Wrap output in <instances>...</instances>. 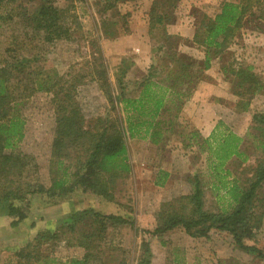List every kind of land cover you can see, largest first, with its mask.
<instances>
[{"label":"rangeland","instance_id":"rangeland-1","mask_svg":"<svg viewBox=\"0 0 264 264\" xmlns=\"http://www.w3.org/2000/svg\"><path fill=\"white\" fill-rule=\"evenodd\" d=\"M50 1L54 8L62 12V24L69 29L72 41H62L55 47H48L25 25V15L39 6V0L5 4L0 10V16L6 18V22L0 25V61L7 59L13 62L16 59L29 60L35 57L39 61L31 62L32 71H51L59 75L64 83H72L76 78L75 83L78 85L75 100L88 126L110 109L100 90L102 84L97 76L99 68L107 73L112 89H117L116 80L120 78L125 97L138 99L142 82L149 75H155L151 79L156 83L152 86L154 93H158L157 87L173 83L171 77L176 70L173 60L168 56L170 53L185 49L191 58L200 56V48L180 38L179 34L170 35L167 41L161 29H150L149 12L153 0ZM183 1L177 5L175 17L189 31L199 26L203 15L211 17L221 6L195 7L192 0ZM232 1L236 2L228 0ZM256 28V22L245 25L228 47L225 63L233 62L234 69L252 67V73L261 85L259 92L255 95L246 93L244 97L235 96L233 93L238 90L231 87V82L226 81L220 73L222 62H213L211 68L204 72V80L195 88L197 90L199 86L201 93L195 106L202 110L199 112L202 120L199 127L203 126V130L192 128L187 117L182 114L188 100L178 108L174 94L167 93L164 99L165 110L158 118L165 123L161 142L152 145L150 135L142 131L127 142L131 173L115 182L111 202L80 191L68 195L61 202L35 196L29 221L14 230L9 228V220L0 210V255H15L21 249H16V243H22L27 237L30 241L37 233L34 230L36 225L47 228L49 223L54 222L60 228L64 220L62 218L87 210L101 215L121 216L134 224L133 228L120 230L106 228L104 240L97 238L94 242V245H98L94 254L96 259L90 264H141L143 241L150 243V264H196L190 259V255H195L191 251L193 241L182 231H174L162 241L143 235L142 231L153 229L156 213L166 210V205L176 210L177 200L192 194L189 181L194 177H198L202 183L205 192L204 209L207 212L229 211L234 203L226 194V182L228 187L229 183L237 181L241 187L247 188V181L252 179L258 164L264 161V126L252 121L254 114H264V27L259 31ZM120 70H125L123 76H120ZM188 86H177L176 91L193 95L195 90L192 93L190 91L194 88ZM117 91L119 93V89ZM28 93L20 91L18 94L22 118L25 120L22 146L24 151L36 157L43 176L53 138L54 115L49 96L37 92H31V95ZM244 104L248 105L245 111L242 110ZM121 107H116L113 113L108 112L120 119L123 116ZM226 131L240 139L238 149L242 155L231 158L215 172L217 163L207 146H202V142L210 139L213 132L217 137ZM213 141L212 146L215 145ZM72 159L66 163L70 165V173L76 164V159ZM164 173L167 177L162 180ZM161 182L162 185H159ZM256 199V211L262 213L264 218V184ZM189 210L188 206L185 215ZM85 230L90 229L85 226ZM64 235L72 240L68 231ZM221 237L229 238L227 234L216 236L214 233L210 239L218 240ZM56 244L48 248V251L42 248V256L49 255L48 258L55 259L54 264H64L72 257L79 258L84 253L79 248H66L67 245L62 241ZM251 244L253 242H248V245ZM255 245L264 251V224L256 233ZM208 249L204 248L203 252L207 259L199 261V264H226L213 259L216 254L214 252L210 255L212 250ZM15 263L14 256L0 258V264Z\"/></svg>","mask_w":264,"mask_h":264},{"label":"trees","instance_id":"trees-1","mask_svg":"<svg viewBox=\"0 0 264 264\" xmlns=\"http://www.w3.org/2000/svg\"><path fill=\"white\" fill-rule=\"evenodd\" d=\"M19 1L0 0V10L5 4ZM181 1L152 2L149 12L150 29H161L166 34L167 41L171 37L166 28L176 22L175 11ZM24 19L25 25L48 47L71 40L69 29L62 24V12L54 8L50 0H39V6L26 14ZM5 22L6 18L0 16V25ZM250 22L257 23V31L264 27V0L227 2L221 4L213 16L203 15L192 40L194 45L203 49V60L195 62L191 57L178 55L174 49L176 52L168 55L175 64L176 71L171 77L173 83L170 86L157 87L158 93L152 91V86L156 83L151 79L155 75H149L142 82L138 99H127L120 78L116 80L117 89H112L107 73L99 68L97 76L102 84L100 90L110 109L89 126L85 124L82 111L75 100L78 85L75 83L76 78L72 83H64L59 75L51 71H32L31 62L39 61L35 57L29 60L16 59L13 62L7 59L0 61V210L8 218L9 228L14 230L29 221L35 196L61 202L68 195L80 191L111 202L115 182L131 173L127 142L142 131L150 135L152 145H157L164 134L165 123L158 118L165 110L166 94H174L179 108L192 95L178 92L176 87L189 85L194 88L190 92H194L199 82L204 80V72L210 69L213 60L222 62L220 73L226 81L231 82V87L238 90L234 91L235 96L244 97L246 93L255 95L259 92L261 85L253 75L252 67L234 69L233 62L225 63L228 47ZM124 72L125 70H120V76ZM19 89L23 93L37 92L49 96L54 129L47 169L43 176L36 157L23 150L25 120L22 118L21 103L18 100ZM118 106H122L120 111L123 116L120 119L109 113L115 112ZM243 106L245 107L242 110L245 111L248 105ZM252 121L264 126V114H254ZM215 132L210 139L203 140L202 146L209 149L217 163L214 171L218 172L231 158H239L242 154L238 149L240 139L236 135L226 131L218 136L216 134L215 137ZM72 158L76 159V164L70 173V165L66 163L73 160ZM166 177L167 174L164 173L161 179ZM189 184L192 194L177 200L176 210L171 205H166V210L158 211L153 229L142 231L143 235L162 241L166 235L179 230L191 239L206 241L215 232L223 233L228 235L235 249L264 263V251L255 245L256 233L263 226V214L256 211V197L264 184V161L258 164L252 179L247 181V188L241 187L237 181H232L228 187L226 182V194L234 203L229 211L207 212L204 209L205 192L201 181L194 177ZM188 206L190 210L185 215ZM62 219L64 220L60 228L54 222L49 223L48 229L38 231L23 248L16 251L15 264H54L55 259L48 258L49 255L42 256V252L48 251V248L51 249L61 241L68 249L79 248L84 251L81 257H72L64 264H90L96 259L94 254L98 245H94V242L97 238L104 240L106 228L120 230L134 227L133 222L124 217L101 215L87 210L77 211ZM85 226L90 230L86 231ZM31 227L33 229V225ZM65 231L69 232L72 240L65 237ZM248 242L253 244L248 245ZM43 247L46 248L44 251ZM141 248V264H150V243L143 241Z\"/></svg>","mask_w":264,"mask_h":264},{"label":"crops","instance_id":"crops-1","mask_svg":"<svg viewBox=\"0 0 264 264\" xmlns=\"http://www.w3.org/2000/svg\"><path fill=\"white\" fill-rule=\"evenodd\" d=\"M181 2H184V1L182 0ZM227 2H228V0H227ZM227 2H226V0H192L191 1V3L194 6L196 5L195 7H199L202 5H210V6H218L219 7L221 4L227 3ZM228 3H234V1L228 2ZM167 32L169 35H178L179 34V36H181L180 38L187 40V41H190L192 43L195 28L193 30L189 31L187 28L183 27L181 23H178L176 20V22L174 24L167 26ZM183 44H185V43H183ZM177 53L180 56L190 57L189 53L186 52L185 49H178ZM199 55L200 56H198V57H193L192 58L193 61L201 62L203 60L204 53H203L202 48H200ZM213 62H219V61H218V59L213 60L211 62V65L213 64ZM210 68H211V66H210ZM200 96H201V93L199 91V86H198L197 90H195V92L191 96L190 100H188V102H186V104L184 106L183 113H182V114H184V116L187 117V120L190 122L192 128H194L195 130H203V128H204L203 126L201 128L199 127V125L201 124L200 121H202L199 118V116H200L199 112H202V110L195 106L197 101H199ZM212 130H213V128L211 129V131ZM150 143H151V141H150ZM221 211H226V210H221ZM262 223L264 224V218H263ZM53 226L54 225L52 224V227ZM44 229H48V227L46 228V227H41V226L36 225V228L34 230H35V232H38V231L44 230ZM215 233H216V236L217 235H224L223 233H217V232H215ZM166 237H167V235H166ZM28 240H29V238L27 237V239L25 241L22 240V243H21V241H18V243H16V246H15L16 249L22 248L27 243ZM190 240L193 241L191 251H192V253L195 254V255H190V259H192V261L197 262L196 264H199L198 263L199 261H205V259H207L206 254L203 253V252H205L204 248H209L208 250H212V254H210V255H213V253L215 252L216 256L214 255L213 259H215L216 261H219V262H225L226 264L227 263H229V264L230 263H232V264H264L262 261H260L258 259H254V258L250 257L249 255L245 254L244 252L235 249L233 247V245L231 244L230 238H224L223 239L221 237L218 240L217 239H215V240L210 239L211 241L210 240L205 241L202 239H200V240L190 239ZM209 245L211 247H208ZM1 256L13 257L14 255H0V258H1Z\"/></svg>","mask_w":264,"mask_h":264}]
</instances>
